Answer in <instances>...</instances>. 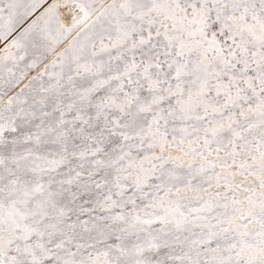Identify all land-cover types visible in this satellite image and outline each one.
<instances>
[{
	"label": "snow or ice",
	"instance_id": "snow-or-ice-1",
	"mask_svg": "<svg viewBox=\"0 0 264 264\" xmlns=\"http://www.w3.org/2000/svg\"><path fill=\"white\" fill-rule=\"evenodd\" d=\"M0 264H264V0H0Z\"/></svg>",
	"mask_w": 264,
	"mask_h": 264
}]
</instances>
